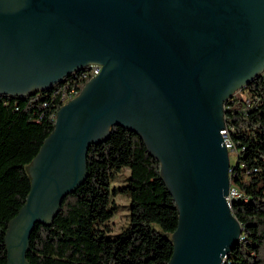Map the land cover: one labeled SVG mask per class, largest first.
<instances>
[{
  "label": "water",
  "instance_id": "water-1",
  "mask_svg": "<svg viewBox=\"0 0 264 264\" xmlns=\"http://www.w3.org/2000/svg\"><path fill=\"white\" fill-rule=\"evenodd\" d=\"M99 66L61 106L27 167L30 190L4 236L26 260L87 175L113 127L138 136L178 212L168 264H222L242 228L231 212L224 103L264 71V0H0V95L50 90Z\"/></svg>",
  "mask_w": 264,
  "mask_h": 264
},
{
  "label": "trees",
  "instance_id": "trees-1",
  "mask_svg": "<svg viewBox=\"0 0 264 264\" xmlns=\"http://www.w3.org/2000/svg\"><path fill=\"white\" fill-rule=\"evenodd\" d=\"M80 75L75 72L50 90L22 97L0 95V264H6L7 224L30 190L27 167L54 130L61 107L56 92L82 89L86 81ZM238 91L245 97L235 99ZM238 91L223 110L224 128L236 154L230 170V188L237 192L231 212L242 234L226 264H264V71ZM86 163L84 182L63 199L53 221L35 226L27 262L168 264L178 212L159 163L141 139L113 127L104 142L89 147ZM123 170H128L127 176L121 185H114ZM117 195L129 199V215L127 224L113 233L108 223L118 211L113 200Z\"/></svg>",
  "mask_w": 264,
  "mask_h": 264
},
{
  "label": "rangeland",
  "instance_id": "rangeland-1",
  "mask_svg": "<svg viewBox=\"0 0 264 264\" xmlns=\"http://www.w3.org/2000/svg\"><path fill=\"white\" fill-rule=\"evenodd\" d=\"M243 92V91H242ZM238 92V96L245 97V94ZM229 160L231 164H234L236 161L235 154L229 153ZM128 170L121 171L118 180L114 185H121L124 178L127 176ZM114 202L118 205V211L115 215L111 218L108 225L112 229L113 233L119 232L121 228H123L128 222V215H129V199L124 197L123 195H117L113 198Z\"/></svg>",
  "mask_w": 264,
  "mask_h": 264
},
{
  "label": "built area",
  "instance_id": "built-area-1",
  "mask_svg": "<svg viewBox=\"0 0 264 264\" xmlns=\"http://www.w3.org/2000/svg\"><path fill=\"white\" fill-rule=\"evenodd\" d=\"M90 71H93V78H94L99 74L100 67L93 65L90 67ZM81 78H84V75H82ZM64 81L65 80H62L61 84L64 83ZM76 92H78V90H76V87H71L70 89L65 88L63 90L61 89V90L57 91L56 93H60V104H61V106L65 105L68 101L76 98ZM240 93H243V92H240ZM240 93H239V95H240ZM239 97L240 96H234L235 99H238ZM223 108H224V106H223ZM219 133H220V136L222 139V143H223L224 147L227 149L228 153H234L235 154V149H233V147H231V144H229V137H228L226 129L223 128V130H221ZM235 158H236V154H235ZM231 165H233V164H231ZM230 170H231V168H230ZM230 170H229V176H230ZM232 196H237V194L234 193L233 189L230 188L229 195L227 197V200L229 203H230V200H232Z\"/></svg>",
  "mask_w": 264,
  "mask_h": 264
},
{
  "label": "bare ground",
  "instance_id": "bare-ground-1",
  "mask_svg": "<svg viewBox=\"0 0 264 264\" xmlns=\"http://www.w3.org/2000/svg\"><path fill=\"white\" fill-rule=\"evenodd\" d=\"M80 72H81V75L79 76V78H80V80L81 79H84V81H86L87 82V80H90V79H92L93 78V71H90V67L89 68H87V69H83V70H79ZM79 71H76V72H79ZM73 73H75V72H73ZM73 73H71V74H73ZM70 74V75H71ZM69 75V76H70ZM82 75H84V78H81V76ZM68 76V77H69ZM77 76V75H76ZM68 77H66V78H64L63 80H65V79H67ZM70 78V77H69ZM79 81V80H78ZM78 83V82H77ZM61 83H59L58 85H60ZM83 84V83H82ZM85 84V83H84ZM59 87V86H58ZM61 87V86H60ZM83 88V87H82ZM57 89V88H56ZM76 90H78V92H76V97L79 95V93H80V91H81V89H78V88H76ZM241 90V89H240ZM238 91V90H237ZM236 91V92H237ZM239 92V91H238ZM241 92V91H240ZM235 93V92H234ZM234 93H233V95H234ZM232 95V96H233ZM57 98H58V96H57ZM232 98V97H231ZM231 98H229V99H231ZM58 100V99H57ZM224 105H225V103H224ZM229 144H231V147H233V149H235V147L233 146V143L230 141V139H229ZM238 158V157H237ZM232 167V166H231ZM230 178H231V176H230ZM233 192L234 193H236L237 194V192L235 191V190H233ZM236 196H232V199L233 198H235ZM231 201L232 200H230V203H231ZM226 260H227V256H226V258H224V260H223V263L222 264H226Z\"/></svg>",
  "mask_w": 264,
  "mask_h": 264
},
{
  "label": "flooded vegetation",
  "instance_id": "flooded-vegetation-1",
  "mask_svg": "<svg viewBox=\"0 0 264 264\" xmlns=\"http://www.w3.org/2000/svg\"><path fill=\"white\" fill-rule=\"evenodd\" d=\"M101 69V68H100Z\"/></svg>",
  "mask_w": 264,
  "mask_h": 264
}]
</instances>
